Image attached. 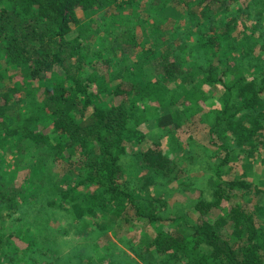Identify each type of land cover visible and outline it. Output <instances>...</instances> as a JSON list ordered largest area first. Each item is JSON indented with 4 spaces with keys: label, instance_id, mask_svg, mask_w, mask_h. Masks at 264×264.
Masks as SVG:
<instances>
[{
    "label": "trees",
    "instance_id": "obj_1",
    "mask_svg": "<svg viewBox=\"0 0 264 264\" xmlns=\"http://www.w3.org/2000/svg\"><path fill=\"white\" fill-rule=\"evenodd\" d=\"M134 1L0 0V155L14 148L23 165L29 148L38 160L62 163L78 183L46 202L42 194L24 196L0 180V264L11 262L14 240L22 242L20 234L7 237L6 216L21 214L19 222L33 217L35 235L51 210L77 220L110 216L121 230L145 223L149 242L127 246L146 264H264V203L247 197V183L231 168L225 172L234 148H264V29L253 16L243 20L241 0H157L144 28L146 50H139L135 31L118 29L105 54L84 52V37L72 34L78 13L90 19L104 7ZM252 2L264 8V0ZM176 7L184 11L179 23L163 30ZM136 50L124 71L110 70L117 58ZM153 64L161 67L150 78L144 68ZM5 69L11 71L8 85ZM219 86L223 106L209 138L216 148L208 158L216 177L212 198L194 207L193 222L189 215L163 218L168 204L159 189L176 183L184 169L180 158L165 155L158 133L140 128L153 121L157 130L179 131L204 113L211 99L206 90ZM145 141L127 157L129 148ZM218 158L219 164H210ZM223 201L232 204L228 221L221 216L212 222L210 211ZM43 241L19 251H31L30 264H57Z\"/></svg>",
    "mask_w": 264,
    "mask_h": 264
},
{
    "label": "rangeland",
    "instance_id": "obj_2",
    "mask_svg": "<svg viewBox=\"0 0 264 264\" xmlns=\"http://www.w3.org/2000/svg\"><path fill=\"white\" fill-rule=\"evenodd\" d=\"M241 1L239 7L243 8L246 13L243 20L250 19L253 16L255 20L260 22L259 25H261L263 31L264 8L261 9L262 6L257 8L252 0ZM156 2L157 0H149L148 2L136 0L127 5L119 3V7L111 5L104 7L90 19L79 12L78 20L80 23L77 27L74 24L72 25V34H80L84 37V52L88 55L97 52L105 54L109 41L115 32L118 29H130L135 31L137 39L140 40L139 50H146L148 45L144 42V28L146 27L145 24L154 16L153 12L156 9L152 4ZM170 5H173V0H170ZM182 14H184L182 8L176 7L173 12L174 16L169 18V21L166 22L167 25L162 29H170L172 25L179 23L177 17ZM162 18L164 20V17ZM137 52L138 50L117 58L115 60L117 63L114 62L115 64L110 67V70L113 73L124 71L131 65V61L134 60ZM157 64L144 68L150 78L159 73L161 66L159 67ZM5 70L6 78L3 85L4 83L8 85L10 83L8 72L11 71ZM206 91L210 94L211 99L203 105L204 113L199 111L191 120L186 121L179 131L171 134L166 130H157L153 121L144 124L140 128L141 132L148 135L154 132L158 133L165 155L176 160L180 158V166L184 169V175L176 183L159 189V194L166 196L168 204V210L162 213L163 218L189 215L192 217L190 222H193L194 207L202 200L208 204L207 202H210L212 198L215 188L212 185V187L210 186V182L211 179L215 180L216 177L208 166V158L216 151V148L209 141L210 128L215 124L218 111L222 109L223 89L219 86L216 89H207ZM31 94V91L28 92L26 98ZM247 115V112L241 113L240 117H247ZM226 137L227 135L224 136V138ZM148 143L149 141H145L142 146L129 148L127 157H131L139 149L147 146ZM13 144H17V142L14 141ZM232 148L234 147L232 146ZM185 152L193 154L195 156L194 160L184 158ZM37 154L38 152L30 153L28 148L23 157L25 164L23 162V165H21V158L14 148L4 151L0 155V180L6 181L10 188L21 189L24 196L42 194L45 196L46 202L49 197L55 196L61 189L77 186V180L69 175L70 173L66 171L62 163L55 162L51 164L38 160ZM214 160L215 162L210 163L211 165L219 164L222 161L221 158ZM228 167L232 169L231 174H234L237 180H243L247 183L248 189L245 192L248 194L247 197L253 199L254 202L261 201L263 204L264 148L251 153L234 148L232 160L226 166L225 172H228ZM225 180H228V175L225 176ZM38 181H41V185L34 184ZM170 190L172 193H169ZM231 206L232 204L223 201L221 208H213L207 218L215 222L219 217L225 216L226 219L224 220L228 221L226 214H228V208ZM48 213L50 214L48 220H42L41 228L44 230L47 225H50L49 233H45L40 229V231H36L35 235L31 233V228L36 224H34L33 217L29 220L24 218L23 221L19 222L22 218L21 214L17 215L16 213V215L6 216H9L7 218L9 220H6L4 224L7 237L10 233L20 234L22 242H19L17 238L14 240V245L12 248L9 247L8 251V259L10 258L11 262L3 264H30L34 257L31 251L19 250L23 248L22 246L32 243L33 240L38 242L45 240L43 241L44 246L50 248L55 260L59 259L56 262L57 264H146L143 260L134 256L127 246V243L137 247L149 242L151 230L148 229L145 223H131L121 230L122 228L116 229L119 225L112 224L110 216H107L105 220L90 218L77 220L61 210H51ZM103 227H107V229L102 230ZM160 229V227L156 228L155 231H160ZM46 234H49V239ZM49 243H52L53 247ZM52 259L51 257L49 260Z\"/></svg>",
    "mask_w": 264,
    "mask_h": 264
}]
</instances>
